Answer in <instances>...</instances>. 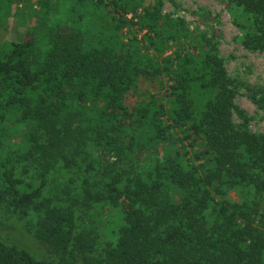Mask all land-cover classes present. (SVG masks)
Returning <instances> with one entry per match:
<instances>
[{"label":"trees","instance_id":"1","mask_svg":"<svg viewBox=\"0 0 264 264\" xmlns=\"http://www.w3.org/2000/svg\"><path fill=\"white\" fill-rule=\"evenodd\" d=\"M87 1L97 16L93 40L80 16L76 28L49 29L46 48L38 46L39 27L19 42L0 43V147L7 123L25 127L23 159L77 169L86 204L120 211L117 236L97 257L87 224L79 233L68 209L43 198L45 181L22 193L4 171L0 200L16 216L38 214L36 235L51 254L67 253L74 241L84 264H264V216L256 223L251 204L225 200L239 189L264 201V134L241 131L234 120H246L235 104L238 91L247 90L264 111V89L231 80L211 42H183L184 22L163 15L159 4L140 15L135 7L128 20L120 0ZM226 1L243 46L264 53V0ZM38 4L47 9L46 1ZM126 27L138 30L124 40ZM142 83L160 89L136 102ZM134 127L138 134L128 136ZM106 140L135 155L133 174L101 175L91 154L78 160L67 153ZM0 264L55 263L0 240Z\"/></svg>","mask_w":264,"mask_h":264},{"label":"rangeland","instance_id":"2","mask_svg":"<svg viewBox=\"0 0 264 264\" xmlns=\"http://www.w3.org/2000/svg\"><path fill=\"white\" fill-rule=\"evenodd\" d=\"M21 1V2H20ZM47 9H42L38 0H19L14 5H0V43L11 44L19 42L28 34L30 28H40V41L38 46L46 48L48 44L47 32L49 29L62 25V27L76 28L75 21L82 16L80 27L88 40H93L97 34V16L94 15L91 4L86 0H44ZM110 1V0H105ZM129 9L128 20L134 18L133 9L137 7L138 15L143 13L144 8L159 4L161 13L166 16L184 22L183 29L189 39L196 44L204 41L211 42L217 49L219 57L223 60L229 78L244 83L253 88L264 89V53L242 44L243 34L236 26L234 12L226 0H120ZM136 21L138 19H135ZM138 28L126 27L122 38L126 40L132 37ZM139 38L143 34H138ZM147 83H142L139 92L135 94V101L147 99L146 92L153 95L157 92ZM164 93V92H162ZM252 95L245 89H240L235 97V104L244 113V118L235 114L234 120L239 130L252 135L264 134V111L254 103ZM166 102V101H164ZM7 135L3 137L0 147V192L4 187L2 172L9 171L13 178L18 180V188L22 193H30L46 182L43 198L52 202L54 206L68 209L72 214V223L87 224L90 233L95 239L94 250L97 257H102L104 249L112 243L117 236L121 224V213L111 207L88 205L83 200L80 189L81 181L77 179L73 169L70 173L57 171L60 164L55 160L47 163L42 160L34 162L25 160L22 155L28 150L29 145L24 135L22 125L13 126L7 123ZM135 127L128 130V136L136 134ZM138 134V132H137ZM86 147H78L77 151L69 149L74 158L80 160L87 152L92 155L96 162V173L110 174L111 172L127 171L133 174L136 165V157L128 153H121V145L106 140L104 145L97 146L95 142ZM123 150V149H122ZM126 151V150H124ZM75 154V156H74ZM154 157L147 155L143 161L150 165ZM53 162V163H52ZM142 163V162H141ZM144 164V163H142ZM133 175H131L132 177ZM98 181H102L101 178ZM226 201L236 204H251L258 211L255 216L256 223L261 222L264 216V201L255 196L246 198L239 189L230 190ZM258 203L259 205L257 206ZM254 204V205H253ZM39 220L38 214L31 211L28 216H16L12 207L0 200V240L8 246L16 247L30 253L40 260H49L55 264H84L83 252L71 243L67 253L51 254L41 244L36 235V225ZM87 238L86 236H84ZM88 239V238H87ZM94 252V251H93Z\"/></svg>","mask_w":264,"mask_h":264}]
</instances>
